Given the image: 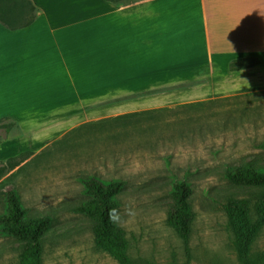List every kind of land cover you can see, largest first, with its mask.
Returning <instances> with one entry per match:
<instances>
[{
  "label": "crops",
  "instance_id": "obj_1",
  "mask_svg": "<svg viewBox=\"0 0 264 264\" xmlns=\"http://www.w3.org/2000/svg\"><path fill=\"white\" fill-rule=\"evenodd\" d=\"M203 73L264 91V0H0V168Z\"/></svg>",
  "mask_w": 264,
  "mask_h": 264
},
{
  "label": "rangeland",
  "instance_id": "obj_2",
  "mask_svg": "<svg viewBox=\"0 0 264 264\" xmlns=\"http://www.w3.org/2000/svg\"><path fill=\"white\" fill-rule=\"evenodd\" d=\"M206 77L203 73L197 80L169 82L153 88L152 92L140 91L138 98L149 95L156 101L163 99L162 108L226 98L238 99L237 102L244 99L239 106L243 107L253 97L242 96L258 93V101L253 104L264 107V91L240 88L234 77L229 80L226 76L216 82ZM154 104L153 107L158 106ZM226 105L220 102L201 113L208 114L212 110L217 113L226 110ZM263 140L264 123L259 122L238 125L234 130L212 136H196L187 143L178 141L176 146L157 155L129 153L123 156L122 151H131L139 143L148 141V137L131 135L114 144L104 141L99 131H74L44 150L12 159L16 167L20 164L21 167L8 170L0 181V212L11 190L17 191L32 211H50L64 204L78 203L85 199L81 179L97 172L103 177L127 180L128 190L121 198L117 219L127 234L133 264H263L264 228L254 243L238 247L235 230L221 205L231 197L249 199L255 213L262 191L231 186L221 171L226 163L234 164L243 157L261 153L256 145ZM111 152L117 155L109 156L103 167L101 157ZM186 170L193 173L196 211L189 251L182 238L167 224L171 201L167 182L172 175L184 176ZM58 216L56 229L61 233L47 236L44 264H118L109 254L96 248L83 216L64 213ZM66 224L71 225L63 227ZM0 264H18V245L11 237L0 235Z\"/></svg>",
  "mask_w": 264,
  "mask_h": 264
},
{
  "label": "trees",
  "instance_id": "obj_3",
  "mask_svg": "<svg viewBox=\"0 0 264 264\" xmlns=\"http://www.w3.org/2000/svg\"><path fill=\"white\" fill-rule=\"evenodd\" d=\"M35 10V9H34ZM35 18V16H34ZM259 64L256 59H242L235 61L233 71L252 67ZM260 95L242 96L253 97L251 102L247 99L246 105L237 102L238 99L226 98L216 101L196 102L177 106L176 108H160L137 113L125 114L115 118L88 123L75 130L99 131L104 141L119 144L127 136H146L148 141L136 145L131 151H122L126 154L157 155L179 143L190 142L196 136H212L217 132L234 130L238 125L264 123V107L253 104ZM236 100V101H235ZM220 102L227 105L219 112L211 110ZM194 113V116H192ZM261 153L249 155L234 164L226 163L221 174L231 186L251 187L262 191L255 207L251 208L249 199L228 198L221 204L227 214L229 224L236 234V245H251L264 228V140L256 145ZM158 152V153H157ZM101 157V165L106 167L109 153ZM168 158V157H167ZM9 161L7 167L0 168V180L8 170L16 168ZM193 173L184 172V176L172 175L168 180L169 209L167 224L184 241L189 251V244L196 218L195 190ZM82 180L81 193L85 199L78 203L64 204L58 209L50 211H32L25 206L21 196L15 190L9 191L5 196V208L0 212V235L13 238L18 245V264H44L45 244L48 235L58 236L56 220L59 213L78 214L86 220L91 230L97 249L106 252L118 264H133L129 255V240L125 229L117 219V212L122 207L121 198L127 192V180L103 177L94 172ZM71 224L63 225L68 227ZM264 256V255H263ZM264 264V263H263Z\"/></svg>",
  "mask_w": 264,
  "mask_h": 264
}]
</instances>
